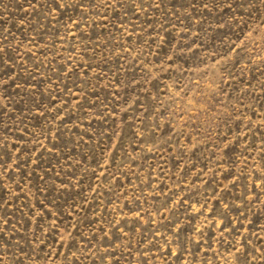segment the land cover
<instances>
[{"label": "rangeland", "instance_id": "374dc122", "mask_svg": "<svg viewBox=\"0 0 264 264\" xmlns=\"http://www.w3.org/2000/svg\"><path fill=\"white\" fill-rule=\"evenodd\" d=\"M0 264H264V0H0Z\"/></svg>", "mask_w": 264, "mask_h": 264}]
</instances>
